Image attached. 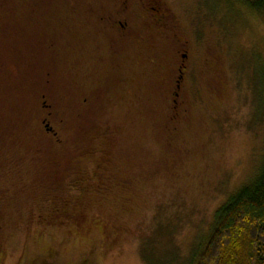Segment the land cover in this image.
I'll return each mask as SVG.
<instances>
[{
	"label": "rangeland",
	"instance_id": "obj_1",
	"mask_svg": "<svg viewBox=\"0 0 264 264\" xmlns=\"http://www.w3.org/2000/svg\"><path fill=\"white\" fill-rule=\"evenodd\" d=\"M0 1V264H198L264 169V6L166 0L160 47L144 0Z\"/></svg>",
	"mask_w": 264,
	"mask_h": 264
},
{
	"label": "trees",
	"instance_id": "obj_2",
	"mask_svg": "<svg viewBox=\"0 0 264 264\" xmlns=\"http://www.w3.org/2000/svg\"><path fill=\"white\" fill-rule=\"evenodd\" d=\"M34 2L38 3L36 0ZM251 4L260 9L264 6V0H253ZM39 6H34L29 13L35 10L33 19L42 23L38 28L42 31V35H39L42 38L46 32L43 23L49 21V17L44 10H39ZM3 8L5 5L0 1V10ZM0 19L13 21L17 26L14 34L19 33L20 36L25 30L29 32V24L21 21L20 17L2 15ZM198 264H264V169L251 186L243 189L218 211L216 228Z\"/></svg>",
	"mask_w": 264,
	"mask_h": 264
},
{
	"label": "flooded vegetation",
	"instance_id": "obj_3",
	"mask_svg": "<svg viewBox=\"0 0 264 264\" xmlns=\"http://www.w3.org/2000/svg\"><path fill=\"white\" fill-rule=\"evenodd\" d=\"M144 2H145V4H144V6H145L144 7V10H146V12L152 13L153 16H154L153 23L155 25H160V28L155 27L153 29V30H156V33H152L151 37H149V38L151 39V41H154L157 46L160 44L159 46L162 47V45H163L162 42L163 41L170 42V41H166V39L168 40V36H163L164 31H163V26L161 25V24H164L165 23L164 22L165 18H169V17L172 18L173 17V16H171V14H169V13L166 12V9L169 8V5L166 2V0H144ZM173 24H175V22H173ZM128 25H129L128 22H123L121 20H118L115 23V28L114 29H116V30L128 29ZM143 25L146 27V24H143ZM113 27H114V25H113ZM143 30H144V28H141L140 34H139L140 36L137 33V35L140 38V40H142L144 38V36H145V33L143 32ZM182 43H184V45L185 44H188L189 45L188 42H182ZM176 44H178V43L175 42V45ZM123 45L124 46L127 45V42L125 41V39L123 41ZM157 46H156V48H157ZM190 49H191V47L189 46L187 49H184L183 50L184 52H179L180 50L178 51L179 57L181 58V60H179V61H181V62L177 65V68H176V71L178 72V74L176 73L177 74V78L175 80V85H176L177 89H181L182 82H183V79L185 77L184 74L187 72V70L189 68V64L186 63V62H188V58L190 56L189 55ZM117 50L118 49H116L115 51L117 52ZM116 66L117 65L114 63V67H111V73H110V71L108 72V74H107V76H108L107 80H106V77H104V81H103L104 84L103 85H105V84H107L109 82V80H110L109 77L113 79L112 70H114V68H117ZM104 93H105V91H104ZM175 94L176 95H179V92L176 91ZM48 131L49 132H53L54 129L53 128L52 129L50 128ZM53 134L55 135V133H53Z\"/></svg>",
	"mask_w": 264,
	"mask_h": 264
},
{
	"label": "water",
	"instance_id": "obj_4",
	"mask_svg": "<svg viewBox=\"0 0 264 264\" xmlns=\"http://www.w3.org/2000/svg\"><path fill=\"white\" fill-rule=\"evenodd\" d=\"M46 127L48 128V130L50 129L49 124H46Z\"/></svg>",
	"mask_w": 264,
	"mask_h": 264
}]
</instances>
